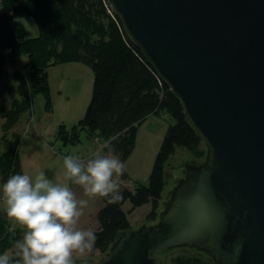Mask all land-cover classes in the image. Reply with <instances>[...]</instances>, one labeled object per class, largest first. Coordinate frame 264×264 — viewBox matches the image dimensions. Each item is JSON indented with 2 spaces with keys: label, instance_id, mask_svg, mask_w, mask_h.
<instances>
[{
  "label": "water",
  "instance_id": "1",
  "mask_svg": "<svg viewBox=\"0 0 264 264\" xmlns=\"http://www.w3.org/2000/svg\"><path fill=\"white\" fill-rule=\"evenodd\" d=\"M202 137L157 223L76 264H163L189 247L264 264V0H109Z\"/></svg>",
  "mask_w": 264,
  "mask_h": 264
},
{
  "label": "trees",
  "instance_id": "2",
  "mask_svg": "<svg viewBox=\"0 0 264 264\" xmlns=\"http://www.w3.org/2000/svg\"><path fill=\"white\" fill-rule=\"evenodd\" d=\"M37 26L36 37L26 36L27 24ZM70 62L84 63L94 73L93 93L86 113L77 126H60L58 136L65 143L79 141V130L99 144L116 137L113 154L126 161L136 146L139 127L152 115H167L169 125L157 154L148 185L124 188L123 199L103 206L97 213L99 227L93 253L107 252L119 236L133 229L123 205L131 210L151 203L148 219L158 220V209L166 188V166L178 148L195 158L207 156L206 145L187 119L180 99L161 78L142 49L130 38L109 0H1L0 81L11 82L0 91L16 90L10 107L0 104L3 118L0 139V185L11 175L23 174L19 145L23 136L14 128L25 114H32L34 98L43 95L46 109L52 108L49 68ZM1 99V98H0ZM105 153L107 149H104ZM123 180L128 179L125 172ZM161 216V215H160ZM160 218V217H159ZM23 235L0 211V254L12 249ZM168 251L182 253L162 259L163 264H217L212 257L194 248ZM195 251V252H191ZM167 256V251L160 254ZM168 257V256H167Z\"/></svg>",
  "mask_w": 264,
  "mask_h": 264
},
{
  "label": "rangeland",
  "instance_id": "3",
  "mask_svg": "<svg viewBox=\"0 0 264 264\" xmlns=\"http://www.w3.org/2000/svg\"><path fill=\"white\" fill-rule=\"evenodd\" d=\"M38 34L39 31L35 24H27V37H36ZM48 71L52 108L47 110L44 96L37 95L33 102L34 112L30 115L29 113L25 114L23 121H20L14 129L23 133L19 145L23 174H28L34 178L40 172H44L46 177L54 183H65L67 181L63 177V158L67 155H73L87 161L93 157L94 153L102 145L97 140L90 139L87 133L81 129L79 130V141L76 143H65L58 136L61 125H64L68 130H72L83 119L92 98L94 73L90 66L79 62L54 65ZM11 80L10 77L2 79L0 81V91ZM16 97H18V94L15 89L5 92L0 97V104L9 108L11 101ZM3 121L0 115V139L3 134ZM171 123L172 120L168 116H161L153 117L139 127L135 149L129 158L124 161L128 179L123 180L122 176L114 177L120 184V191L124 188L134 189L138 184H149L157 154ZM104 153L105 151L103 150L102 154ZM114 155L120 159L119 155ZM205 161L206 158L205 160L197 159L186 149H177L167 162L165 176L167 184L158 209V220L161 212L164 211L166 204L171 199V191L185 177L187 167L198 165ZM68 183L70 184V182ZM70 187L78 199L88 200L87 207L84 208L77 227L80 229H92L93 231L97 230L99 227L97 213L103 206L101 197L89 198L84 195L81 187L71 184ZM131 208L132 205L129 201L123 205V209L128 213L133 229H138L144 226V224L151 225L158 222V220L152 222L147 217L152 209L151 203L142 205L135 210H131ZM0 211L6 215L2 200H0ZM10 222L13 226L21 228L18 224ZM15 251L16 249L13 247L4 252H8L9 255L14 256ZM181 253V251L173 253L167 251L168 257H163L162 255V259L165 260L167 258L169 260L171 257ZM102 255L98 251L94 255L91 253L84 256L74 254V258L98 259Z\"/></svg>",
  "mask_w": 264,
  "mask_h": 264
},
{
  "label": "clouds",
  "instance_id": "4",
  "mask_svg": "<svg viewBox=\"0 0 264 264\" xmlns=\"http://www.w3.org/2000/svg\"><path fill=\"white\" fill-rule=\"evenodd\" d=\"M115 139H104L87 161L65 156V183H54L44 172L34 178L18 173L0 186V200L8 219L23 230L22 237L15 241L14 256L0 254V264H76L74 254L94 252L96 233L77 227L88 200L78 199L70 184L81 187L89 198L104 197L108 204L119 203L123 196L114 177L126 172V164L113 154ZM104 149L107 152L102 154Z\"/></svg>",
  "mask_w": 264,
  "mask_h": 264
},
{
  "label": "crops",
  "instance_id": "5",
  "mask_svg": "<svg viewBox=\"0 0 264 264\" xmlns=\"http://www.w3.org/2000/svg\"><path fill=\"white\" fill-rule=\"evenodd\" d=\"M163 116H165V117H167V115H162V117ZM153 117H161V116H155V115H152V116H150L143 124H145L146 122H148L150 119H152ZM142 124V125H143ZM84 160V159H83ZM85 161V160H84Z\"/></svg>",
  "mask_w": 264,
  "mask_h": 264
},
{
  "label": "built area",
  "instance_id": "6",
  "mask_svg": "<svg viewBox=\"0 0 264 264\" xmlns=\"http://www.w3.org/2000/svg\"><path fill=\"white\" fill-rule=\"evenodd\" d=\"M83 160V159H82Z\"/></svg>",
  "mask_w": 264,
  "mask_h": 264
}]
</instances>
